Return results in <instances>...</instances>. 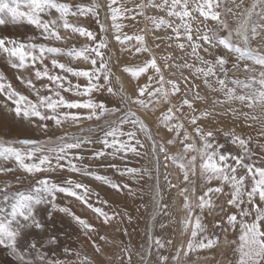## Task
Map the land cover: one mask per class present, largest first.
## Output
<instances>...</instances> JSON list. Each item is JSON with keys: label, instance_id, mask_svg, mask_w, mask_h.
Segmentation results:
<instances>
[{"label": "snow or ice", "instance_id": "obj_1", "mask_svg": "<svg viewBox=\"0 0 264 264\" xmlns=\"http://www.w3.org/2000/svg\"><path fill=\"white\" fill-rule=\"evenodd\" d=\"M100 7L96 0L87 6L71 0H0V26L28 25L35 30L34 34L23 39L0 36V57L16 70V79L29 93L14 88L4 72L0 71V107L17 120L45 134L49 122L63 129L65 126H79L85 120L103 121V127L99 129L101 135L95 138L82 136L79 132H64L46 139H0V160L14 161L16 165L15 168L0 166V174L21 171L35 177L36 174L66 170L91 176L116 192L127 189L132 194L129 185H121L108 176L90 171L88 165L81 163L85 157L79 150L85 146L99 145L88 159L103 162L111 158L109 163H101L100 166L109 167L120 176L147 174L151 178V172L147 169L121 168L114 162L126 161L129 154L141 155L140 149L145 147V141L150 142L152 155L157 161V173L159 156L163 154L164 167L167 168L168 162H171L182 175L185 186L179 189V195L183 198L181 210L185 215L178 223L187 239L174 255H164L162 250L172 246V240L155 237L151 228H146L148 251L135 253L142 264H148L153 249L157 253L154 264H176L181 258L187 261L192 253L214 250L221 243L217 229L224 235V244L234 253V264H264V157L258 163L255 161L251 136L238 134L235 129L225 131L203 127L200 121L207 119L210 113L206 108H195V101L205 99L198 92L191 99L185 92L179 103L172 104L170 97L181 92L180 81L166 79L157 59L146 46L144 35L122 34L123 25L120 23L122 20L143 17L151 22L155 30H170L166 39L175 42L181 52L194 57L197 63L185 60L181 65L168 64L167 61L173 59L172 54L168 53L162 57L165 60L164 69H188L190 75L201 80L209 91L223 94L224 99L214 100V105L239 102L249 109V112L240 113L245 121L264 124V112L250 114L256 108L264 110V0H141L132 7L120 0H108L106 7L110 27L121 51L133 55L148 54V59L142 64L122 69L137 81L134 94L125 92L122 85L120 88L112 85L111 57L106 58L109 44L105 39V24L99 17ZM257 8L260 9L258 14ZM150 10L163 15L148 16L146 13ZM254 15L261 18L259 24L253 20ZM85 16L95 19L99 25V36L87 26L70 21V17ZM209 21L214 24L209 26ZM73 38H83L84 43L79 47L74 43L70 45L69 41ZM133 40L136 45L130 47L129 43ZM254 41H258L255 46ZM168 47H172V43ZM218 49H223V53L216 51ZM202 53L211 59H206ZM229 56L234 58L233 68L242 71L245 78H229ZM65 57L67 60L62 59ZM80 63L87 67H80ZM142 76H146L147 80L140 84L139 78ZM72 78H75V83ZM181 79L189 90L197 87L189 83V78L183 73ZM81 80L84 83H80ZM95 93H107L108 97L114 99L109 102L96 100ZM161 101L170 106L158 123L167 129L171 138L157 143L149 126L132 107L147 112L153 104ZM185 107L189 113L181 115ZM230 111L237 115L236 109ZM185 121L191 126V131L185 126ZM80 131L83 132V129ZM217 131L222 132L234 146L235 153L226 151L223 145L214 144ZM260 135L264 136V127ZM177 140L182 150L169 154L166 145L175 144ZM257 147L264 151V143L258 142ZM164 180L169 189L176 187L167 173ZM198 180L202 182L199 194ZM212 181L218 183L213 186ZM225 187L230 191L226 193ZM11 188L8 182L0 184V247L9 250L18 264H67L48 260L41 254L35 240L28 244V249L36 254L34 260L26 259L20 250V242L32 235V230L39 231L44 227L37 218L41 206L50 209L49 216L58 211L72 217L86 237L90 238L92 233L98 235L95 225L86 218L57 204L58 194L75 198L97 218H102L104 225H110L120 217L118 212L109 214L102 207L90 203L91 197H98V193H93L87 185L71 177L57 183L48 176H41L26 191H10ZM218 195L228 196L226 204L235 211L221 216L218 221L214 220L213 231L209 232L203 217L206 211L211 214L215 210L217 203L214 198H218ZM102 203L107 204V201ZM153 206V219L169 215L168 205L163 203L158 175L153 191ZM219 207L223 213L224 206ZM124 216L131 220L126 213ZM160 227L166 225L161 224ZM229 230L234 233L238 230V240H228ZM99 239L106 240V237L99 236ZM50 243H56L55 238ZM92 247L96 252L101 251L94 241ZM65 254L71 255L72 252L65 249ZM75 255L78 264H90L87 256ZM116 260L118 264H133L132 247L122 244Z\"/></svg>", "mask_w": 264, "mask_h": 264}, {"label": "rangeland", "instance_id": "obj_2", "mask_svg": "<svg viewBox=\"0 0 264 264\" xmlns=\"http://www.w3.org/2000/svg\"><path fill=\"white\" fill-rule=\"evenodd\" d=\"M71 2L80 3L87 6L93 3V0H71ZM96 2L101 5L99 10V17L100 21L105 24L106 28L105 39L109 44L106 58L111 57L110 67L113 74L112 85L114 88H120L122 85L125 92H127L128 94H134L135 88L137 86V81L133 80L131 76L128 73L122 71V69L125 66L135 67L142 64L144 60L148 59V54L140 53L133 55L128 51H119L121 48L113 38V32L110 27L111 21L108 18L107 14L106 5L108 0H96ZM120 2L128 7H132L135 3H140L141 0H120ZM259 12L260 9L257 8L256 13L258 14ZM146 14L148 16L163 15V13H159L156 10H150ZM200 19L202 20L203 18ZM228 19L231 23V18L228 17ZM253 20H255L257 24H259L261 18L258 15H254ZM70 21L73 23L85 25L89 29L95 31L98 36L100 35L99 25L91 16L70 17ZM120 23H122L123 25L121 29L122 34L144 35L145 44L151 50L152 55L157 59V62L162 68L163 74L166 79L171 78L180 81L181 92L174 97H170L172 104L179 103L183 98L185 92H188L189 99H191L192 96L198 92L199 95L205 97V99L195 101V108L198 110H204L206 108L210 113L207 119L200 121V124L203 127L212 130L223 129L225 131L235 129L238 134L251 136L252 148L255 153V161L258 163L260 158L264 157V151H262L261 148L257 147L258 142L264 143V136L260 135L261 128L264 127V124L252 120L245 121L243 115H240V113L249 112V109L242 106L239 102L214 105V100L224 99L222 93L218 91H209L203 85L201 80H196L190 75L188 69L179 67L164 69L165 60L162 59V57L167 56L168 53H171L173 57V59L167 61L168 64L181 65L185 62V60H187L188 63H197L194 57H189L187 56L186 52H181L175 46V42H170L166 39V37L170 35V30H165L164 28L155 30L151 22L145 20L143 17H137L135 20H122L120 21ZM208 24L209 26H212L214 22L209 21ZM2 27L4 26H0V28ZM201 27H203V24H201ZM4 30H0V36H11L7 33V31ZM34 33L35 30L29 26L28 34L32 35ZM13 37H17L20 39L24 38L18 36ZM73 43L77 47H79L84 43V39L73 38V40L69 41V44L71 45ZM169 43H172V47H168ZM256 43H258V41H254L253 46H255ZM135 45V40L129 43L130 47ZM157 45H159V47H157ZM216 51L223 53V49H218ZM116 53L120 56H116ZM202 55H204L206 59H211V57H209L207 54L202 53ZM118 57L120 58L118 59ZM0 58L2 63H4L6 59L2 57ZM65 58L62 59L65 60ZM228 59L229 64L227 67L229 69V78L231 79L235 76H239V78L241 79L245 78V74L242 71H238L237 69L233 68L232 65L234 63V58L229 56ZM79 66L87 67V65H84L83 63H80ZM0 71L4 72L7 79L12 82L14 88L25 94H29L25 87L20 83V81L16 79V70L12 69L11 73L6 68L0 67ZM119 73H124L125 77L121 78L126 80L125 84L122 81L120 82L119 80H117V75H119ZM181 73L189 78V83L195 84L197 87H192L189 90L181 79ZM72 79L73 83H75V78ZM146 80L147 77L142 76L141 78H139V83L143 84L146 82ZM80 83H84V81L81 80ZM37 86H39V82H37ZM229 86L231 87L232 85L229 84ZM94 98L96 100H105L106 102L114 99L108 97L107 93L103 95L95 93ZM169 106V104H165L162 101L159 104H153L151 106V109H154V111L151 109L147 112L143 111L146 116L150 118L148 120L142 116L141 111L136 106L132 107V110L137 112V115L140 116L149 126L152 135L157 143L165 142L171 138V134L167 131V129L162 124L158 123V119L161 118L162 114L166 112ZM230 109H236L237 115L234 116ZM83 111L84 110H81V112ZM262 112H264V110L256 108L252 110L250 114H261ZM188 113L189 110L185 107L182 110L181 115ZM246 125H251V127H248ZM185 126L189 128V131H191V126L187 123V121H185ZM101 127H103V121L98 122L95 120H85L79 126H65L63 129L57 128L54 126V124H52V122H49V129L45 134L38 131L32 126L20 120H17L13 114L6 111L3 107H0V139L2 140H17L25 138L46 139L49 136L55 138L56 136L62 135L64 132H79L82 136L95 138L101 135L99 131ZM81 129H83V132L80 131ZM89 129H92V131H89ZM141 139H143V137H141ZM214 144L223 145L226 151H231L233 153H235L236 151L234 146L231 145V143L224 137L223 133L220 131H217L215 134ZM99 147V145H91L85 146L84 148L80 149V154L85 157V159L81 163L88 165L90 171L96 172L99 175L108 176L113 182L119 183L121 185H129L132 194H129L127 189L116 192L109 186L93 179L91 176L69 173L66 170H58L54 173L47 172L36 174L35 177L27 176L21 171H14L8 174H0V184H3L5 182L10 183L12 185L10 191H26L30 186L33 185L35 179L40 178L41 176H48L52 180H55L57 183H61L63 180L71 177L72 179L87 185L93 193H98V197L96 195H93L90 200V203H92L94 206L102 207L109 214H112L114 212L120 213V217L114 219L110 225H104L102 223V218H97L90 209H87L85 206L81 205L78 201L75 200V198L65 197L63 196V194H58L56 201L57 204L61 207L69 208L77 216L86 218L90 223L95 225L98 235L97 233H92L90 238L86 237L83 231L80 229L79 225L74 222L72 217L58 211L53 212L52 215L49 216L48 212L50 211V209H46L45 206H41L38 211L37 218L40 220L41 224L44 227L39 231L32 230V235L28 236L29 238L26 242H28L29 244L31 241L35 240L38 244V247L40 248L41 254L44 255L48 260H59L61 262H67V264H78L77 257L75 255L76 253H79L82 257L87 256L90 259V264H118L116 257L120 254V247L123 244L132 247L133 264H142L135 253L137 251H148L146 228H151L152 234L155 237H160L164 240H172V246L166 247L162 250V252L164 255H174L175 250L179 248L187 239L186 235L183 234L182 226L178 223V221L183 219L185 215V213H183L181 210L183 198L179 195V189L184 187L185 185L182 182V175L179 169L171 164V162H168V167L165 168L164 155L160 154V166L159 172L157 173V161L152 155L151 144L150 142L145 141V147L140 149L141 155L136 156L133 154H129L126 161L116 160L114 162L119 164L121 168L127 166L141 170L147 169L151 172V178H149L147 174H144L142 176L137 174L134 177L120 176L113 169L100 166L101 163H109L111 158H107L103 162L88 159V157L92 155V151ZM166 147L169 154H175L178 150H182V145L180 144L179 140H177L175 144L166 145ZM0 166L10 168L16 167L14 161L2 160H0ZM166 173L169 175V179L171 180V182L176 185L175 188H168L167 182L164 180V175ZM157 175L159 176V184L163 193V203L168 205L167 211L169 215H160L156 216L155 219H153V191L157 183ZM201 183V181H197L198 194L202 190L200 188ZM217 183V181H212L213 186H215ZM221 197L222 195H218V198H214L216 199L217 207L215 208L213 213L214 215H216V217H218L217 221L220 220L221 216L227 214V212L221 213L220 211L219 204ZM103 201H107V204H103ZM196 212L198 213L199 210L197 209ZM125 213L127 214V216L131 217L130 221L126 216H124ZM161 224L166 225V227L161 228ZM179 227H181V234L180 232L178 234V230H180ZM117 228H119V231H117ZM125 231L127 232V235H125ZM99 236L106 237V240H100ZM227 237L229 241L234 239L238 240V237L235 233H232L230 235L227 234ZM52 238H55L56 243H50V240ZM93 241L100 246V252H102L103 254L95 255L94 252L96 251L92 247ZM223 241L224 237L221 238V245L217 248L218 250H221L220 252H225V259L222 261V263L225 262L224 264H234V253L232 252L231 248L229 249L228 245L224 244ZM21 243L22 241L20 242V244ZM225 248L227 249L225 250ZM65 249H70L72 254L66 255ZM35 255V252L33 250H30L28 259L34 260ZM100 258H102L103 261ZM156 258L157 253L155 249H153L152 256L148 261V264H154ZM181 260L184 259L181 258L179 261Z\"/></svg>", "mask_w": 264, "mask_h": 264}, {"label": "bare ground", "instance_id": "obj_3", "mask_svg": "<svg viewBox=\"0 0 264 264\" xmlns=\"http://www.w3.org/2000/svg\"><path fill=\"white\" fill-rule=\"evenodd\" d=\"M102 2V1H101ZM28 25H16V26H12V25H7L4 26L2 28H0V30H4L7 31L8 34H10L11 36H18V37H27L28 34ZM118 44V43H117ZM114 50V49H113ZM121 51V49L119 50ZM122 53V52H121ZM117 54V53H116ZM124 54V53H123ZM116 56H120V55H116ZM126 56V55H125ZM122 57V56H121ZM120 57H118L119 59ZM66 60V58H65ZM0 67L2 68H6L9 72L12 73V69L10 68V66L7 63V60L4 61V63H2L1 58H0ZM25 75H27V73H25ZM123 77H125L124 73H119V75H117V78H119L118 80L121 82H123L125 84L124 79H122ZM141 111V110H140ZM142 116L145 119H150L146 116V114L141 111ZM264 154V153H263ZM230 189H228L227 187H225V192H229ZM228 199V196L226 195H222L221 200H220V204L219 205H223L225 208L224 212H227V214H230L232 212L235 211V209H233L232 207L227 206L226 204V200ZM219 216V215H218ZM218 217H216V215H214V213L212 212L211 214H209L207 211L204 214L203 220L204 222L208 225L209 227V232L213 231L212 225H213V221H217ZM221 219V218H220ZM180 230H178V234L180 232L181 234V227H179ZM218 234H220V238H223L224 235L222 233H219V229L216 230ZM234 233L232 230H229L228 234H232ZM236 236L238 237V230L235 232ZM29 237H27L25 240H22V243L19 245L20 250L24 252L25 254V258L28 259V255L30 253V249H28V242L27 239ZM221 245V244H220ZM224 247V246H223ZM228 248V247H227ZM225 248V250L227 249ZM230 249V247H229ZM221 250H218L217 248L214 250H204V251H200L198 253H192L190 254V256L188 257L187 261L185 260H181V261H177L176 264H224L222 263V261L225 259L224 255L225 252H220ZM95 255H100L103 254L102 252L100 253H96L94 252ZM106 254V253H105ZM103 256V255H102ZM101 256V257H102ZM108 256V255H107ZM105 257V256H104ZM111 258V257H110ZM228 258V257H227ZM96 259V258H95ZM102 259V258H100ZM98 260V259H97ZM100 261V260H99ZM103 261V259H102ZM218 261V262H217ZM102 263V262H101ZM0 264H18L17 260L14 259L10 253L9 250L0 247Z\"/></svg>", "mask_w": 264, "mask_h": 264}]
</instances>
